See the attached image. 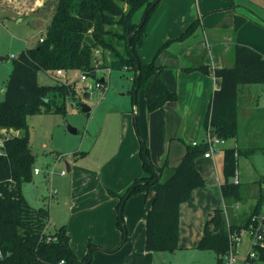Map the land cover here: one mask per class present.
Returning <instances> with one entry per match:
<instances>
[{"label":"trees","instance_id":"16d2710c","mask_svg":"<svg viewBox=\"0 0 264 264\" xmlns=\"http://www.w3.org/2000/svg\"><path fill=\"white\" fill-rule=\"evenodd\" d=\"M57 0L43 40L26 47L14 56L12 69L5 86V98L0 100V264H85L92 263L96 249L93 242L83 258H79L72 245L65 225L56 232H46L50 220L49 209L32 206L23 193L22 185L33 180L36 156L32 151L28 117L38 113L65 112L66 102L75 103L81 109L83 85L81 75L95 78L99 71L127 70L133 72L134 91L148 87L146 109L153 112L177 99L162 79L164 65L155 60L144 62L138 49L145 42L147 25L160 0ZM142 9L141 19H134ZM245 18L235 15L234 32ZM199 19L177 39L183 40L197 32ZM131 44L128 36L132 33ZM176 39V40H177ZM167 41L160 50L166 49ZM100 51L101 55H98ZM205 51L197 69L208 73L210 65L204 63ZM101 61V63H97ZM126 68V69H125ZM62 69L63 74L57 70ZM43 71L55 81L44 84L39 81ZM79 72L76 78L70 73ZM140 77L138 78V75ZM221 80L214 90L206 127L226 141L236 139L239 133L240 94L244 86L264 85V55L245 45H234V64L213 69ZM139 156L144 173L127 189L118 194V227L126 239L123 224L125 203L130 196L140 192H156L152 208L147 216L146 249L150 251H174L179 248L180 205L187 201L192 191L205 185L206 180L196 166V159L208 151V144L201 141L187 144L180 162L170 167L167 162L156 165L151 159L150 148L138 128ZM257 148L226 147L223 153L221 184L226 204L243 200V188L236 182L238 158L256 152ZM261 198L250 215L242 223L227 218L224 208L211 211L206 220L198 248L216 253L217 264H226L224 255L230 245L231 231L248 227L251 217L262 211ZM258 259H264V247L257 249Z\"/></svg>","mask_w":264,"mask_h":264},{"label":"crops","instance_id":"0c3cea01","mask_svg":"<svg viewBox=\"0 0 264 264\" xmlns=\"http://www.w3.org/2000/svg\"><path fill=\"white\" fill-rule=\"evenodd\" d=\"M56 1L0 0V15L12 10L24 15L27 11L50 10L51 18ZM259 2L264 4V0ZM235 15L244 17L245 21L234 32ZM198 19L201 24L197 32L178 40ZM169 40L173 41L168 47L176 45V48L172 52L166 50L168 47L161 51L162 45ZM237 43L248 45L264 55V11L256 12L248 8L244 0H160L148 22L139 55L146 63L155 60L158 65L165 66L162 79L177 93V99L153 112H148L145 106L140 110L134 104L126 111L128 113L122 108L114 110L113 114L120 116L115 132L117 145L108 158L102 160L98 167L95 164L85 166L86 163L81 160L68 164L69 176L62 182L60 198L69 209L59 227H67L71 245L79 258L85 256L91 241L96 245L91 264H217L214 251L198 248L209 213L216 208H224L229 219L242 223L261 198V213L264 211V169H256L255 164H252L255 174H251L254 180L251 183L237 170L236 178L243 187L242 201L227 205L221 189L226 147L260 149L239 156L249 161L264 154V86L250 85L244 87L240 94L237 138L220 146L213 157L202 155L196 159V166L206 183L195 188L190 198L180 205L179 248L174 251L146 249L147 216L156 195L154 190L133 194L126 201L123 224L127 235L119 246L123 232L117 224V204L120 200L117 195L144 173L139 156L140 139L134 127L136 116L138 113L142 119L145 114L147 116L143 129L147 139L144 138L148 140L154 164L167 162L170 167L177 165L187 144L204 139L213 93L221 83L213 74V69L234 64L232 51ZM163 51L169 55L168 58L175 56L174 61L160 60ZM205 51L204 63L210 65L208 73L195 68ZM170 120L174 121L172 127H169ZM109 146L110 143L105 144L104 148ZM85 153L88 151H82L81 155ZM248 246L249 236L244 235L239 247L241 255ZM261 260L257 258L255 264Z\"/></svg>","mask_w":264,"mask_h":264},{"label":"rangeland","instance_id":"374dc122","mask_svg":"<svg viewBox=\"0 0 264 264\" xmlns=\"http://www.w3.org/2000/svg\"><path fill=\"white\" fill-rule=\"evenodd\" d=\"M259 1L253 2V0H250L249 2L244 0V4L256 12L263 13L264 4ZM49 13L50 10L27 11L24 15L18 14L17 10H12L0 15V100L5 98V86L11 73L14 58L12 55L17 56L26 47L35 46L39 38L45 35L51 19ZM52 14L53 12H51V16ZM141 15L142 9L135 13L134 19L139 21ZM175 48L176 45H171L166 50L172 52ZM232 53L234 55L233 51ZM98 55H101L100 51ZM168 56L164 52L160 60L174 61L173 57L175 56L169 58ZM97 63H101V61H97ZM99 72L94 79H100L105 74L107 80V87L103 96L101 95L102 89L95 88L92 97H87L84 90L85 84L82 87L84 93L81 99L82 102L91 106L90 112H82L75 103L67 101L65 112L38 113L28 117L29 140L32 151L36 156L35 165L40 169V173L34 174L33 180L25 182L22 188L24 196L32 206L45 205L49 209L50 220L46 228L48 233L56 232L61 225V221L65 220V213L69 209V206L65 207L63 205L62 198H60L62 182L69 176L68 164L81 160V162L86 163L85 166L95 164L98 167L102 160L107 159L110 151L115 149L117 145L115 132L120 116L119 114L116 116L117 114H113V112L119 108H122L121 110L126 109V112L132 109L133 106V95L131 93L134 83L131 79L133 72L116 69L111 70L108 75H106L107 72L101 70ZM70 74L72 78H76L79 72ZM94 79L88 78L87 81L92 83ZM39 81L44 84H51L55 80L40 71ZM80 84L83 83L80 82ZM147 90L148 87H145L137 94L136 105L140 110L144 106L146 109L145 95ZM262 101L264 102V98H262ZM140 118L138 113L139 132L147 139L143 130L147 124V116L145 114L144 119ZM131 119L133 120V114H131ZM68 126L76 128L77 133H72ZM172 126H174V121L170 120L169 127ZM172 132L177 133V131ZM109 143V148L105 149L104 145ZM82 151H88V153L81 155ZM240 158L238 169L242 177H245L251 183L254 181L251 179V174H255L252 164H255L256 169H264V154L257 155L251 161ZM87 161L89 162L87 163ZM63 170H65L64 174L61 173ZM258 264H264V259L259 261Z\"/></svg>","mask_w":264,"mask_h":264},{"label":"built area","instance_id":"2783aa9c","mask_svg":"<svg viewBox=\"0 0 264 264\" xmlns=\"http://www.w3.org/2000/svg\"><path fill=\"white\" fill-rule=\"evenodd\" d=\"M40 40H43V37H40ZM14 57V56H13ZM126 69V68H125ZM111 69L106 68L104 72L110 73ZM58 74H63L62 69L57 70ZM88 78L86 75H81L79 77V82L83 83L86 96L92 97L95 88H101L103 96L105 89L107 87V80L105 74L100 79H94L92 83H88ZM203 141L208 144V151L204 154L206 157H213V155L218 151L220 146L226 144V140L220 138L216 134H213L210 126L207 128L206 134ZM194 142L193 144H197ZM3 145V140L0 139V146ZM40 172L39 168H34V173L38 174ZM65 173V170L61 172ZM238 181L237 178L235 180ZM264 210V209H263ZM249 236V246L244 254H240L239 247L243 242V236ZM230 245L227 253L223 256L226 264H255L256 259L258 258L257 249L259 247H264V211L259 215H253L249 222L248 227H243L240 230L231 231L229 234Z\"/></svg>","mask_w":264,"mask_h":264},{"label":"water","instance_id":"95a60500","mask_svg":"<svg viewBox=\"0 0 264 264\" xmlns=\"http://www.w3.org/2000/svg\"><path fill=\"white\" fill-rule=\"evenodd\" d=\"M158 1H159V0H154L153 3L151 4V7H153ZM134 33H135V32H132V33L128 36V42H129V44H131L132 38H133V36H134ZM139 77H140V74L138 75V78H139ZM137 88H138V85H137V87H136V89H135V91H134L135 102H136V92H137ZM80 107H81L82 112L87 113V112H90V111H91V106L88 105L87 103L81 102ZM136 115H137V114L135 113V116H136ZM68 128H69V130H70L72 133H77V129H76V128L71 127V126H68ZM68 169L70 170V168H68ZM81 264H85V262H83V263H81Z\"/></svg>","mask_w":264,"mask_h":264}]
</instances>
